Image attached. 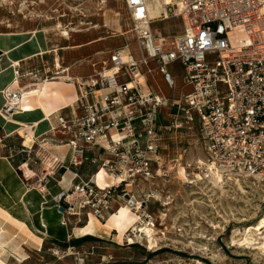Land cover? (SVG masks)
Segmentation results:
<instances>
[{"label": "built area", "instance_id": "2783aa9c", "mask_svg": "<svg viewBox=\"0 0 264 264\" xmlns=\"http://www.w3.org/2000/svg\"><path fill=\"white\" fill-rule=\"evenodd\" d=\"M152 1L122 0L137 55L114 49L92 75L74 78L79 114L57 112L49 130L52 140L61 135L58 142L69 150L67 161L53 158L56 169L74 171L65 188L46 195L58 211L59 203L65 204L60 223L72 231L90 216L105 222L120 201L133 203L123 187L152 180L164 169L165 137H173L172 144L181 136L197 138L207 156L200 164L205 178L264 180V0H160L163 8L151 18ZM169 19H179L177 32H153L154 23ZM150 62L172 92L176 81L168 66L180 64L178 95L162 101L155 90L142 86L141 70ZM34 76L14 71L2 91V116L23 111L22 90L42 81ZM15 81L20 87L12 88ZM31 149L19 150L27 155L18 164L23 176L22 169L31 167ZM87 164L95 170L82 178L77 170ZM100 171L105 186L96 181ZM46 176L40 179L43 185ZM62 179L63 174L58 182ZM50 249L78 262L89 252L82 244Z\"/></svg>", "mask_w": 264, "mask_h": 264}, {"label": "rangeland", "instance_id": "374dc122", "mask_svg": "<svg viewBox=\"0 0 264 264\" xmlns=\"http://www.w3.org/2000/svg\"><path fill=\"white\" fill-rule=\"evenodd\" d=\"M105 2L0 0V33H36L43 36L47 44L46 50L23 65L19 72H32L39 80L47 78V81L66 75V80L62 81L71 83L74 78L92 75L108 61L109 52L114 49H128L137 55L133 24L122 0ZM113 11L121 13L118 29L104 25V14H112ZM179 29V19L158 21L152 25L153 32L160 30L165 36ZM155 65L148 63L151 68ZM168 70L176 81L173 92L166 89L161 78L155 77L159 73L155 75V72L149 73L144 69L141 73L148 76L151 85L158 84L166 96H176L181 86L182 67L175 62L168 66ZM23 94H28V91H23ZM171 110L175 111L174 108ZM161 111L167 112L166 109ZM61 138L57 135V141H50L53 145H43V150L52 156L48 163L42 164L31 149V167L22 169L25 177L16 164L15 170L21 180L18 191L23 192L22 183L42 198L48 191L52 195L58 191L53 180L47 185L48 191H44L40 169L46 167L54 178L63 174L64 169L57 170L58 162H53V158L57 161L65 159L56 154L67 149L62 145L64 142H58ZM165 138L169 143L162 151L164 169L152 180L125 185L123 188L133 203L120 201L105 222L90 216L86 224L75 227L73 231L70 226H61V212L48 208L54 205L51 196L46 195L47 200L42 199V204L46 208L44 218L50 232H35L37 236H47L45 244L40 252L33 251L23 264H264V233L257 230H251L249 234L245 232L248 225H256L257 219L264 216V180L240 178L238 182L231 179L217 182L218 177L205 178L200 164L206 163L207 156L197 138L181 136L173 144V138ZM21 139L25 145L31 142L28 136ZM20 154L27 158L26 153ZM21 157L19 155L20 160ZM177 157L178 162L175 163ZM34 166L39 170L35 171ZM25 168L31 170L28 176ZM94 170L87 164L77 171L85 178ZM103 176L101 173L97 178L100 186L106 185ZM5 197L10 202L15 195ZM20 208L21 212L24 211L23 205L20 204ZM116 213L123 215L122 219L112 216ZM29 218L33 220V217ZM90 220L89 231H84ZM143 227L149 228L150 234L140 231ZM66 232L71 236L67 242L56 240L64 238ZM52 235L56 239L50 237ZM79 244L89 251L82 262L50 249Z\"/></svg>", "mask_w": 264, "mask_h": 264}, {"label": "crops", "instance_id": "0c3cea01", "mask_svg": "<svg viewBox=\"0 0 264 264\" xmlns=\"http://www.w3.org/2000/svg\"><path fill=\"white\" fill-rule=\"evenodd\" d=\"M32 35L34 34L20 32L0 33V110L4 106L2 91L12 82L13 71L20 70L23 65L41 55L47 48L43 36L35 33L38 42L33 44L31 41ZM150 63L156 64L155 62ZM156 68L147 65L143 66L141 71L144 69L149 73L150 71L151 73H159L160 76L155 77L161 78L164 83L160 71ZM62 79L66 80V75L41 83L37 82V85L24 88L23 91H28V94L23 95L20 101V107L23 111L13 113L8 119L0 113V264H23L32 256L33 251L40 252L45 244V237L47 236L40 237L35 232L44 233V230L50 232L44 218L46 208H43L44 204H42V199L47 200L46 195L42 198L24 183H22L23 192L18 191L21 188V180L17 175L15 166L26 159L24 154L19 152L21 146L33 147L32 149L40 158V162L42 164L48 163L52 156L48 151L43 150V145H53L50 143L52 137L49 130L55 124L56 113L61 112L64 115L79 114V104L76 102L78 96L76 87L73 82L67 83ZM140 80L145 89L156 91L155 87H158V84L151 85L147 75L142 74ZM170 96L168 95L166 98ZM27 136L31 142L25 145L21 138H27ZM168 143L163 141V146L166 147ZM65 152L62 150L56 154L67 161L69 157L68 148ZM51 154L57 157L54 153ZM19 155L23 156L21 160ZM27 162L30 164V160H27ZM33 168L35 171L39 170L36 166ZM46 170V167L40 169V179L49 174L45 179L44 191H48L47 185L50 180L55 181L53 186L58 187V191L65 188L72 176V171L65 170L63 171L62 181L58 182L59 178L52 177V174ZM63 185L65 187H62ZM10 195H15V198L8 202L5 196ZM20 204L24 207L22 212ZM48 208L55 207L49 206ZM30 216L33 217V220L29 218ZM90 222L91 220L84 227V231H89ZM40 229L43 231H40ZM66 234L64 238L60 239L54 238L53 235L50 237L64 243L68 241V237H71L68 236V232Z\"/></svg>", "mask_w": 264, "mask_h": 264}, {"label": "bare ground", "instance_id": "6f19581e", "mask_svg": "<svg viewBox=\"0 0 264 264\" xmlns=\"http://www.w3.org/2000/svg\"><path fill=\"white\" fill-rule=\"evenodd\" d=\"M102 1H106V0H102ZM165 2L167 3L168 2V0H165ZM107 2H105V4H106ZM161 8H163V5L161 4V2H160V0H154V1H152L151 3H150V8H149V16L151 17V18H155L156 16H158L157 14L160 12V10H161ZM104 9V8H103ZM107 12H109V11H107ZM120 18H121V13L119 12V11H113V13L111 14V12H110V14H108V13H105L104 14V25L106 26V27H109V28H112V27H114V28H116V29H118V28H120ZM64 30V29H63ZM32 34H34V35H32V37H31V41H32V43L33 44H36V42H38V39H37V36L35 35V33H32ZM30 41V42H31ZM38 45V44H37ZM34 47V46H33ZM31 48H32V46H31ZM46 48V47H45ZM47 52V51H46ZM45 52V53H46ZM9 53V52H8ZM10 54V53H9ZM14 59V58H13ZM16 64V63H15ZM148 65V63L147 64H145V66H147ZM156 66V65H155ZM156 68V67H155ZM157 70H158V68H156ZM155 69V70H156ZM151 70H153V69H151ZM154 71V70H153ZM151 72V71H150ZM13 73H14V71H13ZM13 77H14V74H13ZM53 79V78H52ZM12 81V80H11ZM44 81H47V80H42V81H40V83L41 82H44ZM164 81V80H163ZM164 83H165V81H164ZM166 84V83H165ZM16 86H18V87H20V83H19V81H15L14 83H12V88H16ZM166 87V89H168L169 87H167V86H165ZM156 88V91L158 92L157 94H158V96H159V98L162 100V101H164V100H166V95L164 94V93H162L161 91H160V89L158 88V87H155ZM169 90V89H168ZM22 92H23V90H22ZM170 93V92H169ZM23 95L24 94H22V98H23ZM24 96H26V95H24ZM21 98V99H22ZM169 98V97H168ZM21 101V100H20ZM19 105H20V103H19ZM3 119V118H2ZM8 119V118H7ZM11 121V120H10ZM12 123V122H11ZM13 123H14V121H13ZM6 127V126H5ZM13 127V126H12ZM33 136V135H32ZM28 140H30V138L28 139ZM27 142V141H26ZM63 146H65V147H67L65 144H62ZM61 159H64L63 157H61ZM63 161V160H62ZM25 166V165H24ZM23 166V167H24ZM25 172H26V175L28 176L30 173H31V170L30 169H28V168H25ZM101 173H103V171H100L99 173H98V175L96 176V181H97V178H98V176L101 174ZM214 179H215V177H214ZM213 179V180H214ZM217 179V178H216ZM215 181V180H214ZM212 182V183H214V184H216L215 182ZM217 182H219V180L217 181ZM218 185V184H217ZM121 210H126L127 211V209H121ZM112 216H114V217H123V216H121L119 213H116V214H113ZM93 217V216H92ZM94 218V217H93ZM260 218V219H259ZM257 220V222H256V225H248V228L245 230V232H247L248 234H249V232H251V230H257V231H260V233H264V231H261V229L262 228H264V216H262V217H259ZM150 221V220H149ZM144 229H140V231L141 230H145V232L147 233V234H150V229L149 228H146V227H143ZM247 234V235H248ZM153 239V238H152ZM155 240V239H154ZM156 242V241H155ZM22 247V246H21ZM5 249V248H4ZM14 251V250H13ZM20 255H22V254H20ZM20 257H22V256H20ZM4 262V261H3Z\"/></svg>", "mask_w": 264, "mask_h": 264}, {"label": "water", "instance_id": "95a60500", "mask_svg": "<svg viewBox=\"0 0 264 264\" xmlns=\"http://www.w3.org/2000/svg\"><path fill=\"white\" fill-rule=\"evenodd\" d=\"M1 53V52H0ZM65 207V204L63 202L59 203V211L61 212L63 208Z\"/></svg>", "mask_w": 264, "mask_h": 264}]
</instances>
